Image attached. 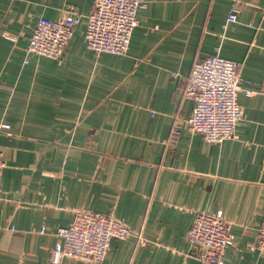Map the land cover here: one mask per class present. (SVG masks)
Segmentation results:
<instances>
[{"label":"crops","instance_id":"obj_1","mask_svg":"<svg viewBox=\"0 0 264 264\" xmlns=\"http://www.w3.org/2000/svg\"><path fill=\"white\" fill-rule=\"evenodd\" d=\"M144 1L128 52L96 55L85 38L95 0H0V264H55L57 231L78 211L134 233L102 264H200L188 231L217 211L235 236L225 264H264L250 248L264 211V0ZM70 9L80 16L62 58L27 54L37 20ZM216 53L243 63L254 93L237 95L235 137L212 144L183 125L172 145L176 118L194 109L189 75Z\"/></svg>","mask_w":264,"mask_h":264},{"label":"built area","instance_id":"obj_2","mask_svg":"<svg viewBox=\"0 0 264 264\" xmlns=\"http://www.w3.org/2000/svg\"><path fill=\"white\" fill-rule=\"evenodd\" d=\"M144 0H95L87 16L85 38L87 47L96 55L101 53L126 54L132 34L139 25L138 11L145 8ZM238 7H232L227 21L236 22ZM80 14L70 9L60 19L40 17L33 29L27 54L61 59L74 35ZM243 63L226 59L219 54L197 61L189 75L185 97L194 101L188 119L177 117L169 138L175 145L183 125L200 133L212 144H221L235 137L237 124L244 116V109L237 101L239 92L247 96L254 93L245 88L249 82L241 75ZM10 127L0 126V136ZM5 167L0 149V173ZM62 242L51 252L50 261L61 264L64 259L102 264L113 239L125 240L134 235L122 221L91 211H78L70 225L57 231ZM141 243L145 239L139 235ZM187 240L198 249L196 259L200 264H225V249L233 245L235 236L223 212L198 213L188 231ZM252 250L264 253V211Z\"/></svg>","mask_w":264,"mask_h":264}]
</instances>
